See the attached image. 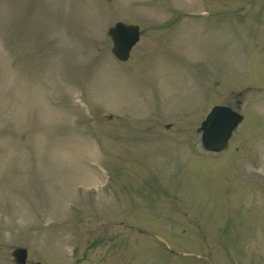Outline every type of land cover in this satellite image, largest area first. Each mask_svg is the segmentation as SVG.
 Masks as SVG:
<instances>
[{
  "label": "rangeland",
  "instance_id": "rangeland-1",
  "mask_svg": "<svg viewBox=\"0 0 264 264\" xmlns=\"http://www.w3.org/2000/svg\"><path fill=\"white\" fill-rule=\"evenodd\" d=\"M116 20L140 26L125 60ZM215 103L243 119L209 151ZM16 246L264 264V0H0V264Z\"/></svg>",
  "mask_w": 264,
  "mask_h": 264
},
{
  "label": "water",
  "instance_id": "water-1",
  "mask_svg": "<svg viewBox=\"0 0 264 264\" xmlns=\"http://www.w3.org/2000/svg\"><path fill=\"white\" fill-rule=\"evenodd\" d=\"M107 33L113 42L111 47L112 54L119 60H125L129 57L131 47L139 39L140 28L137 23L117 20L113 24L108 25ZM107 115L111 116V114ZM242 118L243 114L238 109L224 103L214 104L197 128L201 131L203 146L210 151H219L226 148L233 129ZM12 253L18 264L26 262V247L16 246ZM33 264H40V262L35 261Z\"/></svg>",
  "mask_w": 264,
  "mask_h": 264
},
{
  "label": "flooded vegetation",
  "instance_id": "flooded-vegetation-1",
  "mask_svg": "<svg viewBox=\"0 0 264 264\" xmlns=\"http://www.w3.org/2000/svg\"><path fill=\"white\" fill-rule=\"evenodd\" d=\"M13 249H14V248H13ZM12 251H13V250H12ZM14 261H15L16 264H18V263L16 262L15 258H14ZM26 262H27V258H26ZM26 262H25V263H26ZM32 264H33V263H32Z\"/></svg>",
  "mask_w": 264,
  "mask_h": 264
}]
</instances>
